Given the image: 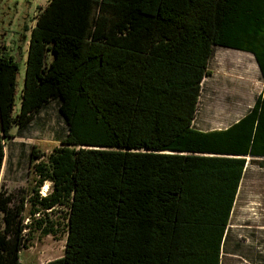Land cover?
Here are the masks:
<instances>
[{"label": "trees", "instance_id": "1", "mask_svg": "<svg viewBox=\"0 0 264 264\" xmlns=\"http://www.w3.org/2000/svg\"><path fill=\"white\" fill-rule=\"evenodd\" d=\"M217 47L264 78V0H49L19 109L20 64L0 54V181L14 127L58 100L68 131L32 147L20 205L0 189V264L63 218L65 254L40 264H222L249 157H264V91L228 127L198 128Z\"/></svg>", "mask_w": 264, "mask_h": 264}, {"label": "rangeland", "instance_id": "2", "mask_svg": "<svg viewBox=\"0 0 264 264\" xmlns=\"http://www.w3.org/2000/svg\"><path fill=\"white\" fill-rule=\"evenodd\" d=\"M49 0H0V54L14 53L20 64L18 109L24 85L26 57L39 13ZM26 25L29 29L26 31ZM27 35L26 39L25 36ZM4 44L7 47L4 48ZM22 45L23 57L19 52ZM205 77L196 126L203 130L226 128L253 106L264 91V78L255 57L246 51L217 47ZM52 101L26 127H14V138L6 139L7 157L0 189L13 195L11 206L20 205L29 184L31 150L37 145L50 152L66 136L67 124ZM264 157H249L224 246L222 264H264ZM45 186H48L45 189ZM50 183L42 186L48 193ZM26 212V211H25ZM30 223V220L27 219ZM56 235L33 233L29 248L21 253L22 264H40L65 254L66 219Z\"/></svg>", "mask_w": 264, "mask_h": 264}, {"label": "crops", "instance_id": "3", "mask_svg": "<svg viewBox=\"0 0 264 264\" xmlns=\"http://www.w3.org/2000/svg\"><path fill=\"white\" fill-rule=\"evenodd\" d=\"M27 31V30H26ZM26 37H27V35L25 36V39H26ZM29 44H30V41H29ZM7 47V44H4V48H6ZM22 45H20V47H19V52H20V54H21V57H23V51H22ZM28 49H29V47H28ZM28 52V51H27ZM4 53H8V52H4ZM9 54V53H8ZM10 55H13V56H15L14 55V53H11ZM27 55H28V53H27ZM26 60H27V57L25 58ZM5 165V164H4Z\"/></svg>", "mask_w": 264, "mask_h": 264}, {"label": "bare ground", "instance_id": "4", "mask_svg": "<svg viewBox=\"0 0 264 264\" xmlns=\"http://www.w3.org/2000/svg\"><path fill=\"white\" fill-rule=\"evenodd\" d=\"M48 186H45V189H47Z\"/></svg>", "mask_w": 264, "mask_h": 264}]
</instances>
